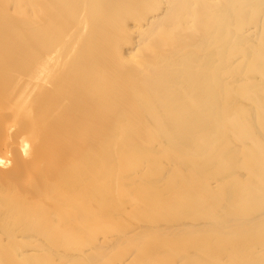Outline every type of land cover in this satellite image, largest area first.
Returning a JSON list of instances; mask_svg holds the SVG:
<instances>
[{
    "label": "bare ground",
    "instance_id": "1",
    "mask_svg": "<svg viewBox=\"0 0 264 264\" xmlns=\"http://www.w3.org/2000/svg\"><path fill=\"white\" fill-rule=\"evenodd\" d=\"M0 264H264V0H0Z\"/></svg>",
    "mask_w": 264,
    "mask_h": 264
}]
</instances>
